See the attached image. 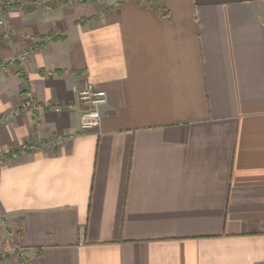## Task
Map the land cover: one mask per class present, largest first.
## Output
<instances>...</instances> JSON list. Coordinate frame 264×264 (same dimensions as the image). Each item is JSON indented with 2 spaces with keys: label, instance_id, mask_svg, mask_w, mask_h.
<instances>
[{
  "label": "crops",
  "instance_id": "1",
  "mask_svg": "<svg viewBox=\"0 0 264 264\" xmlns=\"http://www.w3.org/2000/svg\"><path fill=\"white\" fill-rule=\"evenodd\" d=\"M9 1L0 264H264V0Z\"/></svg>",
  "mask_w": 264,
  "mask_h": 264
},
{
  "label": "built area",
  "instance_id": "2",
  "mask_svg": "<svg viewBox=\"0 0 264 264\" xmlns=\"http://www.w3.org/2000/svg\"><path fill=\"white\" fill-rule=\"evenodd\" d=\"M11 6L9 0H0V27L6 31L10 29L11 25L8 21V9ZM35 49H31L34 51ZM22 58H25L24 56ZM6 70L5 63L0 62V73ZM77 94V99L84 105L80 118L81 129L83 132H87L91 129L98 128L101 125L102 115L100 113V107L107 100V92L104 89H99L92 83L86 82L82 87L74 88ZM41 107L33 97H28L17 108L10 111V113L0 116V124L11 119L12 116L17 115L25 110L31 108ZM75 105L72 103H66L54 107L56 112H61L63 109L73 110ZM69 134H60L48 141H41L38 144H25L24 150L29 149H42L56 147L57 145L65 143L69 139ZM9 155L0 153V165L3 164ZM7 225V220L0 215V257L7 259L10 255V251L6 247L5 240L2 236V228ZM15 257H17L21 264H30L27 260L25 250L22 247L16 246L13 251Z\"/></svg>",
  "mask_w": 264,
  "mask_h": 264
},
{
  "label": "rangeland",
  "instance_id": "3",
  "mask_svg": "<svg viewBox=\"0 0 264 264\" xmlns=\"http://www.w3.org/2000/svg\"><path fill=\"white\" fill-rule=\"evenodd\" d=\"M1 258V257H0ZM3 260H7L6 258L5 259H3Z\"/></svg>",
  "mask_w": 264,
  "mask_h": 264
},
{
  "label": "trees",
  "instance_id": "4",
  "mask_svg": "<svg viewBox=\"0 0 264 264\" xmlns=\"http://www.w3.org/2000/svg\"><path fill=\"white\" fill-rule=\"evenodd\" d=\"M25 10H27V8H25Z\"/></svg>",
  "mask_w": 264,
  "mask_h": 264
}]
</instances>
